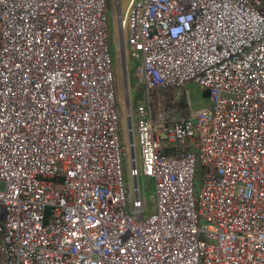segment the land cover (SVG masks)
Here are the masks:
<instances>
[{"label":"built area","instance_id":"1","mask_svg":"<svg viewBox=\"0 0 264 264\" xmlns=\"http://www.w3.org/2000/svg\"><path fill=\"white\" fill-rule=\"evenodd\" d=\"M108 10L0 0V264H264V0H130L125 15L118 0L138 62L135 198ZM190 81L209 107L166 119L155 91Z\"/></svg>","mask_w":264,"mask_h":264},{"label":"rangeland","instance_id":"2","mask_svg":"<svg viewBox=\"0 0 264 264\" xmlns=\"http://www.w3.org/2000/svg\"><path fill=\"white\" fill-rule=\"evenodd\" d=\"M129 3L130 0H121V10L123 15L126 14ZM108 5V44L112 54V67L116 78L115 89L117 104L121 110L119 133L122 148L121 155L124 162V180L132 197L135 198L136 181L131 175L134 158L137 166L139 168L141 167V154L135 117L136 87L137 84L139 85L135 74L138 62L132 57L129 44V36L132 29L131 22L129 21L127 23L122 38L117 12L118 0H108ZM114 7H116L115 16H113ZM182 91L184 92V95L180 96L178 104H171L172 106H169V109L173 110V112L176 111L179 117H181V115L185 116V114L190 115L192 112H197L200 109L209 107V95L205 92L204 88L196 82H188ZM130 112L132 113V118ZM155 113L154 108V115ZM202 177L203 171L198 162L196 169V183L198 189L202 184ZM139 186L141 196L142 198H145L147 204L145 216H148L155 208L156 184L153 178H142V176H140Z\"/></svg>","mask_w":264,"mask_h":264},{"label":"crops","instance_id":"3","mask_svg":"<svg viewBox=\"0 0 264 264\" xmlns=\"http://www.w3.org/2000/svg\"><path fill=\"white\" fill-rule=\"evenodd\" d=\"M183 95H184V92H183ZM155 97L157 99H161L162 100L163 104L160 107V111L163 112V114H164L166 119L169 120V119H173V117L174 118H178L179 117V115L176 113V111L173 112V110L169 109V106H172L171 104H178V101H179L180 97H177V90H173V89L169 88V89H166V90H159L158 92L155 91ZM166 106H167V108H166ZM172 114H173V116H172ZM185 116H186V114H185Z\"/></svg>","mask_w":264,"mask_h":264},{"label":"trees","instance_id":"4","mask_svg":"<svg viewBox=\"0 0 264 264\" xmlns=\"http://www.w3.org/2000/svg\"><path fill=\"white\" fill-rule=\"evenodd\" d=\"M207 93V92H206Z\"/></svg>","mask_w":264,"mask_h":264}]
</instances>
